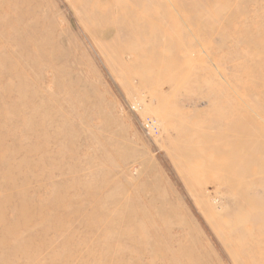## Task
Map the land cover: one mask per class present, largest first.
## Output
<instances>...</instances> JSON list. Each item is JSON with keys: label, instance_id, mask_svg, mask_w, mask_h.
<instances>
[{"label": "rangeland", "instance_id": "obj_1", "mask_svg": "<svg viewBox=\"0 0 264 264\" xmlns=\"http://www.w3.org/2000/svg\"><path fill=\"white\" fill-rule=\"evenodd\" d=\"M0 264H264V0H0Z\"/></svg>", "mask_w": 264, "mask_h": 264}, {"label": "built area", "instance_id": "obj_2", "mask_svg": "<svg viewBox=\"0 0 264 264\" xmlns=\"http://www.w3.org/2000/svg\"><path fill=\"white\" fill-rule=\"evenodd\" d=\"M143 126H144V129H145V131H146L147 133L153 132V131H151L152 128H155V130L157 129L156 126H155V124L152 123V121L150 122V121H148V120H146V119H145V121L143 122Z\"/></svg>", "mask_w": 264, "mask_h": 264}, {"label": "bare ground", "instance_id": "obj_3", "mask_svg": "<svg viewBox=\"0 0 264 264\" xmlns=\"http://www.w3.org/2000/svg\"><path fill=\"white\" fill-rule=\"evenodd\" d=\"M188 3H189V1H188ZM191 4V3H190Z\"/></svg>", "mask_w": 264, "mask_h": 264}]
</instances>
